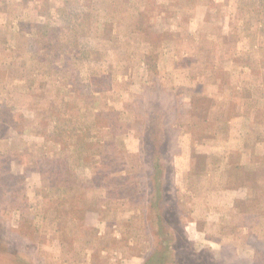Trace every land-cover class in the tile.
Returning a JSON list of instances; mask_svg holds the SVG:
<instances>
[{
	"label": "rangeland",
	"instance_id": "1",
	"mask_svg": "<svg viewBox=\"0 0 264 264\" xmlns=\"http://www.w3.org/2000/svg\"><path fill=\"white\" fill-rule=\"evenodd\" d=\"M0 264H264V0H0Z\"/></svg>",
	"mask_w": 264,
	"mask_h": 264
},
{
	"label": "crops",
	"instance_id": "2",
	"mask_svg": "<svg viewBox=\"0 0 264 264\" xmlns=\"http://www.w3.org/2000/svg\"><path fill=\"white\" fill-rule=\"evenodd\" d=\"M228 2H229V0H228Z\"/></svg>",
	"mask_w": 264,
	"mask_h": 264
}]
</instances>
